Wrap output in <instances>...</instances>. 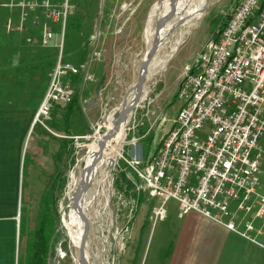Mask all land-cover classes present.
Listing matches in <instances>:
<instances>
[{
  "label": "built area",
  "instance_id": "built-area-1",
  "mask_svg": "<svg viewBox=\"0 0 264 264\" xmlns=\"http://www.w3.org/2000/svg\"><path fill=\"white\" fill-rule=\"evenodd\" d=\"M118 1H121L119 12L112 13L110 18L117 20L127 9L129 15L135 13L138 3L131 8L130 2ZM263 2L236 0L217 40L210 41L202 50L195 67L185 68L176 94L182 107L161 139L159 149L147 154L143 151L141 161L129 156V146L141 141L135 136L141 127V117L135 116L140 103L126 125L127 132L110 165L112 173L104 192L108 196L116 195L115 173L129 170L133 178L128 176L125 192L145 193L157 201L150 211L152 225L166 218V204L173 200L178 218L194 212L264 248L251 236V232L262 234L264 226V194L258 190L263 159L258 143L264 138ZM1 7L10 12L17 9L16 25L13 27L8 22L7 32L22 33L30 21L39 29L40 46L54 47L60 52L33 121L53 134L44 122L53 119L57 107L70 103L73 84L69 77L86 70L85 81L92 80L88 64L76 66L61 56L66 23L75 8L70 0H10ZM57 32L60 38L55 44ZM90 40L92 56L100 61L98 35ZM157 120L164 122V117L159 115ZM127 133L132 136L126 137ZM84 135L70 138L77 144ZM119 161L125 168H119ZM240 211L245 217L252 216L243 221L242 230L237 228ZM255 220L260 221V228L255 227Z\"/></svg>",
  "mask_w": 264,
  "mask_h": 264
},
{
  "label": "rangeland",
  "instance_id": "rangeland-1",
  "mask_svg": "<svg viewBox=\"0 0 264 264\" xmlns=\"http://www.w3.org/2000/svg\"><path fill=\"white\" fill-rule=\"evenodd\" d=\"M13 1L18 2L19 0ZM102 1L103 5L101 7ZM129 1L126 0L125 2L129 3ZM138 1L139 0H132V2H130L132 4L131 8L132 6L134 7ZM161 1L163 0H159L154 4ZM235 1L236 0H206V6L202 10V17L192 22L190 28L182 27L177 23V26L173 32H171L170 36L159 40L160 44L158 50L151 61V63L153 61L154 63L149 67L146 74L142 99L135 113L136 118L139 119L141 117V127H139L137 132H141V143L143 144V151L145 154L148 152L154 153L159 149L161 139L170 129L179 109L182 107V102L177 99L176 94L185 74V68L195 67L198 56L202 50L206 48L210 41L217 40L216 38L222 26L230 16ZM70 2L75 8V12L66 23L64 50L61 52V56L64 61L70 62L76 66L88 64V75L92 77L91 81H85L84 79L86 70L81 71L74 82V78H69V80L74 84L72 89L74 92L73 97L75 96V92H79L78 95L82 99H86L87 103L93 101L94 104L88 106V104H85L82 100V114H77L75 119H71V124L66 117L63 119L64 122H67L68 128L71 126L73 132L76 134H85L84 137H86L78 141L77 144H71L72 154L70 156L65 155L64 158L61 156L56 158L55 156L53 157L54 159L51 158L48 162L41 163V169H45L46 171L39 170V174L36 173L34 175L40 177L44 175L47 179L40 181L39 178L33 179L34 185H32L31 189L26 190V195L20 197L17 229V254L19 252V264H21L24 249L27 248L26 243L29 237L27 233L33 229L35 219L40 212L41 198L45 196L43 198V204L45 205V200L49 198V190L47 189L56 177L57 171H59V186H61L56 192L57 199L55 209L57 221L53 218L49 221L50 225L47 227V232H49L51 226L54 225L56 227L55 234L58 237L54 243L52 255H47V264H78L76 262L78 251L68 238L66 231L61 227V220L64 215L62 212L67 213L65 220L69 226L68 211L70 212V209L67 208V206L69 203L68 193L70 189V175L71 173L77 174L78 171L83 170V162L87 156V151L91 147H94L95 140L91 138H93L95 132L99 130V136L106 134L107 119L109 116L114 115L121 107L119 105L123 102L125 97L128 96L130 89L136 84L139 67L146 53L144 30L148 23L149 13L154 4L144 13V21H142L141 24L140 20H138L140 15L138 19H134L135 22L136 19L138 20V22H136L137 29H141L140 42H138L136 35H133V37L131 36L128 40L129 47H125L123 46L124 43L121 45L120 42L123 41L122 36L126 27L132 25L133 18V16L129 15L130 11L128 9L124 11L125 18L123 20H115L109 17L107 18L106 13L109 4L111 2H116V0H70ZM193 2H198V0H194ZM8 3H10V0ZM119 5L120 3H118L113 10L116 14L119 12ZM135 9L136 11L138 9V13H141V6L139 7L138 5ZM7 10L5 9L6 12L4 15L3 10L0 12V18L2 17L1 19L5 21L4 28L0 31V42L3 43L2 41H4L5 38L6 44H8L9 40H13L15 35H25V44L36 45L38 47L37 51L43 53L44 59L47 54L48 61H44V69H46V63H48V70L52 74L60 52L54 47L43 48L40 46L39 29L33 27L30 21L27 24L26 30L22 33L7 32L6 25L8 22H10L13 27L16 25L17 9H14L12 12ZM111 11L112 10H110V12ZM102 14L103 17L100 23L99 20ZM59 26L60 24L57 25V28ZM99 28L101 31L100 40L104 45L101 48L98 47L102 55L100 61L94 59L92 56L93 44L90 40L95 30L97 31ZM129 28L131 29L133 27L130 26ZM30 29H34V35H31L29 32ZM59 34L60 32H57L55 44L58 43L60 38ZM178 41L180 43L176 46L175 43ZM175 47L177 48L176 51L172 52ZM4 55H9L7 59H11V52L6 51ZM33 55L34 62L31 61L29 67L31 70L33 69V71H38V66H41L40 63H37L39 54L33 52ZM3 66L5 67V65ZM79 78H82V80H78ZM5 90L6 89L3 91ZM2 95L3 101L4 98H7V92H3ZM7 101L8 100L4 101L3 104H6ZM68 104L64 105L63 108ZM58 108L60 107H57V109ZM37 110L38 108L35 111V115ZM159 115L164 117V122L157 120ZM53 121L54 119L44 122V124L54 135L58 136L62 133L53 127ZM35 126L37 127L34 131L32 127L28 134L23 148L22 156L26 160L25 168H28L29 162L36 158V156L31 155L33 147L32 140H34L35 133H37L40 128L47 132V130L39 124ZM2 132L3 136L9 134V131ZM126 132L127 129L122 133L123 139ZM47 133L50 134V132ZM50 136L51 141L55 140L53 138L54 136ZM129 136H132V134L127 133L126 137ZM75 145H78V147L73 151ZM258 146L263 156L259 175L260 187L258 190L259 192H264V138L259 140ZM113 148L116 150L117 146L114 144ZM106 152L109 153L111 151L108 150ZM125 156L128 157L127 154ZM104 157L106 159L107 156L105 155ZM44 159L45 158H43V160ZM51 161L54 163L51 164ZM57 161L59 162L56 165L55 162ZM53 165L54 168L57 167L58 169L56 172L54 171L55 173L53 172ZM119 168H125L123 162L119 163ZM103 170L104 168L101 166L99 171L101 172ZM111 170L112 166H109L103 171L101 176L100 173L98 174V178L93 180L87 190L88 203L86 200L83 201L86 203V213H84L89 221V234L85 247L88 263L149 264L154 252V243L163 225L160 221L152 225L149 220L151 208L157 204V201L150 199L147 194L143 193L141 194V200L139 202V197L135 200L127 193L122 194L121 191H119L116 180L123 179L127 174L133 178L129 170H122L115 173L114 192L117 194L113 197L111 195H106L104 189L107 187V180L110 179L109 175L112 173ZM130 183L132 184V182ZM176 207L175 201L170 200L167 202L166 210L168 212V218H174L176 216ZM237 218L244 219V212H238ZM74 229L78 230L82 237L79 226ZM25 236L26 238H24Z\"/></svg>",
  "mask_w": 264,
  "mask_h": 264
},
{
  "label": "crops",
  "instance_id": "crops-1",
  "mask_svg": "<svg viewBox=\"0 0 264 264\" xmlns=\"http://www.w3.org/2000/svg\"><path fill=\"white\" fill-rule=\"evenodd\" d=\"M158 1L139 0L137 2L139 7L141 6V13H138L137 9L136 13L132 15V25L130 26L133 28L126 27L123 38L121 37L123 39L120 42L121 45L124 43L123 46L129 47L128 40L133 35H136L138 42H140L141 29H137L136 22L140 20L141 24L144 21V13ZM8 2L9 0H0V12L3 10V15L7 8L1 7V5ZM120 2L116 0V2L109 4L106 13L107 18H110L111 12ZM129 2H132V0ZM102 5L103 1L101 7ZM110 10L112 11L110 12ZM139 15L140 18L138 19ZM102 17L103 14L100 16V23ZM124 18L125 14L118 19L123 20ZM135 18L138 19H136V22L134 21ZM0 22L1 31L4 28L5 21L1 19ZM29 32L31 35L35 33L34 29H30ZM94 35H98V47H103L104 45L100 40V28L97 31L95 30ZM25 38V35H15L14 39H10L8 44H6L5 38L2 41L3 43L0 42V264H19L17 229L20 197L26 195V190L31 189L34 185L33 179L39 178V181L47 179L44 175L41 177L34 175L39 174V170L46 171L41 169V163L48 162L55 156L56 158H59V156L64 158L65 155L70 156L71 153H67V141L73 144L74 141L70 137L82 136V134L73 132L71 126L68 128L67 122L63 121L66 117L71 124V119H75L77 114L75 112L72 115L67 114V106L58 108L53 117V127L62 134L59 133L60 135L56 136L54 133L49 134L40 128L35 133L34 140H32L31 155L36 156V158L29 162L28 168H25L26 160L22 156L23 148L32 127L33 131L37 127L36 124H33L35 111L47 90L51 74L47 63L46 69H44V61H48L47 54L44 59L43 53L37 51L38 47L36 45L25 44ZM132 40L134 41L133 38ZM6 51L11 52V59L6 60L4 55ZM33 52L39 54L37 63H40L41 66H38V71H33L29 67L31 61L34 62ZM4 89L6 90L3 91ZM3 92H7V98L2 101ZM6 100H8L7 103L3 104ZM82 100L85 104L91 106L90 101L87 103L86 99L79 97L81 106ZM81 110H83V107ZM2 131H9V134L3 136ZM50 135L54 136L55 140L51 141ZM135 136L141 138V133L136 131ZM43 158L45 159L43 160ZM53 161L50 163L53 164ZM58 162H55L56 165ZM57 170V167L54 168L53 165V172ZM128 176L129 174L124 176L125 180H129ZM125 186L124 184L123 188L120 189L117 185L119 191L127 193L135 200L139 197L138 201L140 202L141 193L130 194L128 191L125 192ZM261 194H264V192H261ZM245 219L250 220L252 216H247L237 222L239 230L243 229ZM160 222L163 225L154 243V252L149 264H264V248L194 212L186 214L183 218H178L176 207L174 218H168L167 212L166 218ZM254 225L256 228L261 227L258 220L254 221ZM251 236L264 245V226L262 227V234L257 236L255 232H251Z\"/></svg>",
  "mask_w": 264,
  "mask_h": 264
},
{
  "label": "bare ground",
  "instance_id": "bare-ground-1",
  "mask_svg": "<svg viewBox=\"0 0 264 264\" xmlns=\"http://www.w3.org/2000/svg\"><path fill=\"white\" fill-rule=\"evenodd\" d=\"M193 1L194 0H178L174 16L160 32L157 43L158 45L157 50L160 44L159 40L161 38L165 39L166 37L170 36L171 32H173V30L177 26V23L182 27L190 28L192 22L197 21L202 17V10L206 6V0H198V2L195 3ZM170 9H171V5L169 0H163L152 7L148 18V23L144 32L146 53L152 47L156 20L168 14L170 12ZM179 43H180L179 41L175 43L176 46H178ZM176 49H177L176 47L173 48L172 52H175ZM153 63L154 61L150 63L149 67H151ZM73 93L74 92L72 90V96ZM128 95L129 96H127L126 104H124L123 107L121 106L117 111L115 110L116 112L114 113V115L108 117L106 134L99 136L98 135L99 130H98L93 135V138H91L95 140V143L93 145L94 147H91L87 151V156L85 158V161L83 162L84 163L83 170L78 171L77 174L71 173L70 175V189L68 193L69 203L67 206V208L70 209V212L68 211L69 226L67 225L65 220L67 217V213L62 212L64 215L62 216L61 227L66 231L68 238L72 242L73 246L77 249V251L80 247L82 237L79 231L75 230L74 228L79 226V229L81 230V234L83 235L84 221L81 218V214L85 215L86 213L85 211L86 203L83 201L86 200V202L88 203L87 201L88 191L83 189V185L90 179V177H92V175L99 172V168L101 166H103L105 170L107 167H109L114 163V160L118 155V150L121 146V143L124 141V139L122 138V133L127 129L126 122L121 118H119V113L122 111L123 108H126L130 105L131 99L133 97V92L132 93L130 92ZM114 144L117 146L116 150L113 148ZM108 150L111 151L109 152L110 154L106 152ZM105 155L107 156L106 159L104 157ZM103 171H101L100 176L103 173ZM76 262L78 263V257L76 259Z\"/></svg>",
  "mask_w": 264,
  "mask_h": 264
},
{
  "label": "trees",
  "instance_id": "trees-1",
  "mask_svg": "<svg viewBox=\"0 0 264 264\" xmlns=\"http://www.w3.org/2000/svg\"><path fill=\"white\" fill-rule=\"evenodd\" d=\"M8 57L9 55L6 56V60H8L7 59ZM76 77L77 76L69 77V78L70 79L74 78L73 79V82H74L76 80L75 79ZM78 80L81 81L82 78H79ZM78 93L79 92L77 93L75 92V96L73 97L71 102L67 105V114L69 115H72L73 112H75L76 114H80V112L82 111L81 110L82 106L79 101L80 96L78 95ZM70 145H71L70 141H67V149H68L67 153L69 152L72 153L71 151L72 148ZM59 181L60 180H59V171H58L56 174V177L53 179V182L50 184V186L47 189L49 190V198L45 200V205H44L43 198L45 196H42L41 201H40V212L38 213L35 219V223H34L35 225L33 229L29 231V233H27L29 235L28 240H27V248L24 251L21 264H47V255L48 254H50V256L52 255L54 243L56 242L58 236L55 234L56 227L54 225L51 226V229L49 230V232H47V227L48 225H50L49 221L52 218L57 221V213L55 209V204H56V199H57L56 198L57 189H60L61 187L59 186L60 184ZM116 182L120 189L123 188L124 184H128V182L125 180V177L121 180H116Z\"/></svg>",
  "mask_w": 264,
  "mask_h": 264
},
{
  "label": "water",
  "instance_id": "water-1",
  "mask_svg": "<svg viewBox=\"0 0 264 264\" xmlns=\"http://www.w3.org/2000/svg\"><path fill=\"white\" fill-rule=\"evenodd\" d=\"M169 2L171 5L170 12L164 15L163 17H161L160 19L156 20L155 27H154V39H153L152 47L146 53L139 67L136 84L130 89L131 90L130 92L131 93L133 92L131 103L128 107L123 108L122 111L119 113V118L124 120L126 122V125L131 120L135 108L138 106V104L140 103L142 99V93L144 90V82H145L146 74L148 72L150 63L153 60L157 52V46H158L157 43H158L160 32L175 14V9L177 7L178 0H169ZM126 102H127V96L125 97L123 102L120 104V106L123 107V105L126 104ZM89 104L93 105L94 102L91 101ZM128 153L131 158H134L137 161H141L143 158V144L138 143V144L129 146ZM98 173L92 175V177H90V179L83 185L84 190L86 191L88 190L92 180L95 178V176ZM81 218L84 221V231H83L80 247L78 249V264H89L87 261L86 254H85L86 240L89 234V221H88V218L83 214H81Z\"/></svg>",
  "mask_w": 264,
  "mask_h": 264
}]
</instances>
